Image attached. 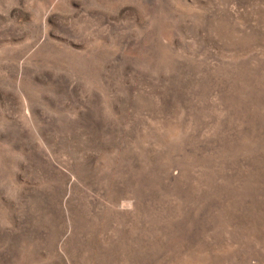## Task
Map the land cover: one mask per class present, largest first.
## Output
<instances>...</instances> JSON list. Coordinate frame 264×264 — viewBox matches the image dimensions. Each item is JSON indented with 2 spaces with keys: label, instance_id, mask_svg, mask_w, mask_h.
Masks as SVG:
<instances>
[{
  "label": "rangeland",
  "instance_id": "obj_1",
  "mask_svg": "<svg viewBox=\"0 0 264 264\" xmlns=\"http://www.w3.org/2000/svg\"><path fill=\"white\" fill-rule=\"evenodd\" d=\"M0 264H264V0H0Z\"/></svg>",
  "mask_w": 264,
  "mask_h": 264
}]
</instances>
